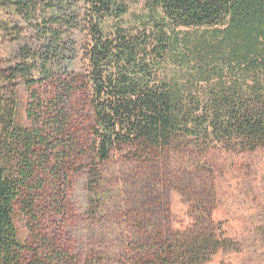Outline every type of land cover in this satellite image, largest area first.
<instances>
[{"label": "trees", "instance_id": "trees-1", "mask_svg": "<svg viewBox=\"0 0 264 264\" xmlns=\"http://www.w3.org/2000/svg\"><path fill=\"white\" fill-rule=\"evenodd\" d=\"M128 8L0 0V264L110 262L101 243L77 248L62 230L76 221L95 228L102 166L115 151L152 160L264 149V0H149L133 26ZM80 176L87 210L79 216L71 194ZM202 204L188 227L129 243V261L207 264L239 251ZM18 209L37 248L20 238Z\"/></svg>", "mask_w": 264, "mask_h": 264}, {"label": "rangeland", "instance_id": "rangeland-1", "mask_svg": "<svg viewBox=\"0 0 264 264\" xmlns=\"http://www.w3.org/2000/svg\"><path fill=\"white\" fill-rule=\"evenodd\" d=\"M124 1L129 6L127 25H136L134 15L143 14L149 0ZM75 38L79 45L84 42L80 32ZM81 57L82 53L79 68ZM20 91L25 118L28 91L25 87ZM133 153L130 148L115 151L103 164L102 202L95 228L76 221L62 230L68 236L64 238L77 248H85L90 241L101 243L106 249L100 255H108L107 264H132L129 243L137 247L149 238L154 243L159 234L166 237L188 227L199 216L196 208L204 203L211 218L240 247L239 251L220 252L207 264H264V149L234 153L216 147L203 154L166 151L152 160L134 159ZM85 184L84 176L75 182L73 215L87 210ZM15 223L22 241L37 248L29 218L20 209Z\"/></svg>", "mask_w": 264, "mask_h": 264}]
</instances>
